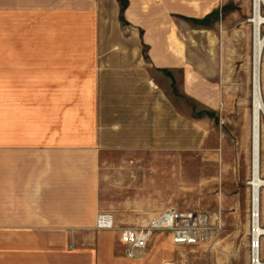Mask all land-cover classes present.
Returning <instances> with one entry per match:
<instances>
[{
    "label": "crops",
    "instance_id": "crops-1",
    "mask_svg": "<svg viewBox=\"0 0 264 264\" xmlns=\"http://www.w3.org/2000/svg\"><path fill=\"white\" fill-rule=\"evenodd\" d=\"M98 1L0 0V264H103L119 226L174 206L160 195L161 161L175 166L183 149L208 139L173 97L178 80L179 92L208 105L214 61L175 56L173 25L210 13L215 0H125V23L145 55L95 56L86 51L93 43L22 38L23 16L87 13ZM101 212L112 227L98 226Z\"/></svg>",
    "mask_w": 264,
    "mask_h": 264
},
{
    "label": "rangeland",
    "instance_id": "rangeland-1",
    "mask_svg": "<svg viewBox=\"0 0 264 264\" xmlns=\"http://www.w3.org/2000/svg\"><path fill=\"white\" fill-rule=\"evenodd\" d=\"M98 3L87 13L53 7L39 10L31 17L23 16L22 38L31 36L39 46L47 42L52 46L93 43L97 48L87 45L86 51L95 56L126 55L128 51L133 55H145L143 47L135 48L139 44L138 37L125 23L126 1L99 0ZM251 12L252 0H215L210 13L201 18L183 15L182 22L177 18L173 25L175 56L181 57L183 52V56L188 57L197 52L199 57L213 58L214 95L211 102L204 105L184 95L183 91L180 93L178 90L182 88L176 81L173 98L177 108L183 115L198 118L199 126L203 127L199 133L205 137L207 130L208 139L202 140L197 147L183 149L181 160L175 166L170 167L168 160L161 161L160 195L168 205L207 212L213 221L221 224L220 233L211 243L178 245L172 242L168 231H156L141 256L127 258L121 236V227L127 225H121L111 247L112 258H103V264H248L252 69V24L248 18ZM169 32L166 30L165 34ZM128 41H133L134 46H127ZM261 83L264 95L263 71ZM31 99L43 105L52 101L54 106L67 100L61 97ZM262 128L260 153L261 175L264 176V119ZM261 192V222L264 224V188ZM122 197L125 193L110 197V200ZM262 252L264 254V242Z\"/></svg>",
    "mask_w": 264,
    "mask_h": 264
},
{
    "label": "built area",
    "instance_id": "built-area-1",
    "mask_svg": "<svg viewBox=\"0 0 264 264\" xmlns=\"http://www.w3.org/2000/svg\"><path fill=\"white\" fill-rule=\"evenodd\" d=\"M252 217L253 212L250 210L247 237L248 264H264L262 252L264 234L254 233ZM108 219H110L109 223H107ZM97 223L103 228L111 227V216L100 213L97 216ZM259 223L262 224L260 221ZM164 230L170 233L172 242L178 245L211 243L220 233L221 224L213 221L205 211L168 206L151 217L141 218L135 224L121 227L124 255L127 258L141 256L148 248L154 232Z\"/></svg>",
    "mask_w": 264,
    "mask_h": 264
},
{
    "label": "bare ground",
    "instance_id": "bare-ground-1",
    "mask_svg": "<svg viewBox=\"0 0 264 264\" xmlns=\"http://www.w3.org/2000/svg\"><path fill=\"white\" fill-rule=\"evenodd\" d=\"M264 0H252V12L248 20L252 24V69H251V112L250 140L251 167L247 183L251 188V210L254 233L264 234L261 222V194L264 176L261 175V134L264 119V95L261 86V64L264 56Z\"/></svg>",
    "mask_w": 264,
    "mask_h": 264
}]
</instances>
